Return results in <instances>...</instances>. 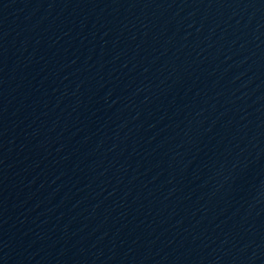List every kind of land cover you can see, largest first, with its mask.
Instances as JSON below:
<instances>
[{"label":"water","instance_id":"obj_1","mask_svg":"<svg viewBox=\"0 0 264 264\" xmlns=\"http://www.w3.org/2000/svg\"><path fill=\"white\" fill-rule=\"evenodd\" d=\"M0 264H264V0H0Z\"/></svg>","mask_w":264,"mask_h":264}]
</instances>
